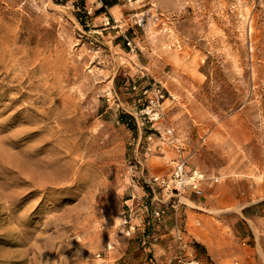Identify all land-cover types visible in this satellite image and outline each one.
<instances>
[{
	"label": "rangeland",
	"instance_id": "rangeland-1",
	"mask_svg": "<svg viewBox=\"0 0 264 264\" xmlns=\"http://www.w3.org/2000/svg\"><path fill=\"white\" fill-rule=\"evenodd\" d=\"M106 1L0 0V264H209L153 216L179 157L264 248V0Z\"/></svg>",
	"mask_w": 264,
	"mask_h": 264
},
{
	"label": "crops",
	"instance_id": "crops-1",
	"mask_svg": "<svg viewBox=\"0 0 264 264\" xmlns=\"http://www.w3.org/2000/svg\"><path fill=\"white\" fill-rule=\"evenodd\" d=\"M212 177L217 178V181L211 180ZM217 184L218 176H208L201 183V195L189 191L181 198L184 211V238L189 243L200 246L209 264H264V248L247 244L246 237L231 231L230 227L219 225L216 216L213 220L212 214L216 212L218 215ZM127 202L134 203V199H128ZM135 203L142 204L139 200ZM138 210L143 213L141 207ZM162 243L168 255L175 253L176 245L173 241L170 243L168 241V246L166 241ZM154 250L156 252L161 250L160 245H155Z\"/></svg>",
	"mask_w": 264,
	"mask_h": 264
},
{
	"label": "built area",
	"instance_id": "built-area-1",
	"mask_svg": "<svg viewBox=\"0 0 264 264\" xmlns=\"http://www.w3.org/2000/svg\"><path fill=\"white\" fill-rule=\"evenodd\" d=\"M164 98V94L160 89L153 90V98L150 101V108L151 111L154 112V119L158 118L161 112V101ZM172 131L170 129H166L167 136L171 134ZM148 140L152 139V136L147 137ZM207 177L198 169H188L187 168V161L184 157H179L175 166L173 168L172 173L167 177H153L147 181L148 188L151 191L154 190L156 186L159 189V195L162 197V200H159L156 194H153V201L159 202L161 204L160 207L153 209V216L155 218H160L163 214V207L169 206L172 209H177L179 206V198L185 191H190L195 193L196 195L202 194L201 183L206 180ZM211 180L214 182L217 181V178L212 177ZM155 191V190H154ZM173 199V200H172ZM154 203V202H153ZM131 223V214H124L123 215V224L124 226V233L126 235H130L134 230V226L130 225ZM176 240L182 248H189V255L193 256V249L191 248L188 241L185 240L182 231L177 229L176 232ZM181 264H199L197 259L192 258L191 260H181L179 261Z\"/></svg>",
	"mask_w": 264,
	"mask_h": 264
},
{
	"label": "trees",
	"instance_id": "trees-1",
	"mask_svg": "<svg viewBox=\"0 0 264 264\" xmlns=\"http://www.w3.org/2000/svg\"><path fill=\"white\" fill-rule=\"evenodd\" d=\"M101 2L103 3V6H108V5H112L113 2H108L106 0H101ZM195 247H199V245L195 244Z\"/></svg>",
	"mask_w": 264,
	"mask_h": 264
},
{
	"label": "bare ground",
	"instance_id": "bare-ground-1",
	"mask_svg": "<svg viewBox=\"0 0 264 264\" xmlns=\"http://www.w3.org/2000/svg\"><path fill=\"white\" fill-rule=\"evenodd\" d=\"M49 128V127H48ZM55 163V162H54Z\"/></svg>",
	"mask_w": 264,
	"mask_h": 264
}]
</instances>
